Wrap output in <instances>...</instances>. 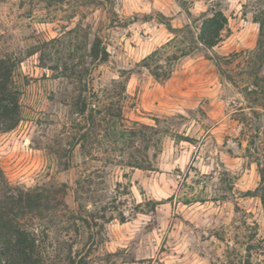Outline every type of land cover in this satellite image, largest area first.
<instances>
[{"label":"rangeland","instance_id":"1","mask_svg":"<svg viewBox=\"0 0 264 264\" xmlns=\"http://www.w3.org/2000/svg\"><path fill=\"white\" fill-rule=\"evenodd\" d=\"M218 2L228 28L209 48L199 38ZM262 20L264 0H0V58L16 65L21 102L19 124L0 132V197L52 196L26 219L47 264H264ZM96 36L106 62L90 57ZM163 46L151 63L172 74L159 81L143 61ZM81 92L98 120L113 106L119 128L158 127V146L151 131L124 153L94 134L73 146L88 131ZM133 154L152 169L129 166Z\"/></svg>","mask_w":264,"mask_h":264},{"label":"trees","instance_id":"2","mask_svg":"<svg viewBox=\"0 0 264 264\" xmlns=\"http://www.w3.org/2000/svg\"><path fill=\"white\" fill-rule=\"evenodd\" d=\"M210 11L212 16L209 17L208 21L205 23L199 39L201 43L209 48H213L223 40V31L228 28V19L223 12L221 2L212 4ZM259 22L261 34L264 36V20ZM170 42L171 41L166 43V45L169 46ZM167 46L153 51L143 61V65L150 68L152 74L159 81L169 78L172 72L169 71L163 74L160 70L152 66L151 60H154ZM181 54L186 55L188 53L186 50H181ZM109 56L110 54L103 45L102 39L96 36L91 46L90 57L94 62H106ZM179 56V54H175L174 58H178ZM15 67L16 65L12 60L0 58V132L14 129L21 120L20 90L15 85ZM73 70L75 71V69ZM90 72L91 67L86 66V73L84 75L87 76ZM84 86L85 89L89 88V79L85 80ZM76 110L78 114L85 116L87 124L82 126V130L88 128V131H85L80 139H76L75 137V140L71 142L73 146L81 143L82 148L86 149L87 142L93 138L92 134L95 135L93 144L101 142L99 139V135H101L104 136L105 139L114 142L116 150L121 146L118 145L120 143L126 144L125 142H128L131 145H135L139 139H145L149 142L153 141L155 137V140L158 142L155 144L149 142L151 145L148 146H158L161 141L160 134L162 133L159 131L158 127L153 125L139 123L138 127L131 128L130 130L119 128V124L122 125L123 119L120 107L117 109L113 106L107 107L105 111L108 112L110 117L108 119L107 117H102L103 119L98 120L99 114H102L104 111L86 93L84 94L81 92L79 94ZM103 122L106 123V128L103 127L104 133H99ZM96 126L97 129H95ZM150 131L153 132L154 137L148 135ZM125 147L126 146H121V152H125ZM128 162L127 164L131 167L152 169L151 165L148 167L145 166L135 154L131 155V160ZM259 172L261 175V184L257 192L261 195L264 207L263 162L259 163ZM0 173H2L1 167ZM52 201V196L49 192L39 188L26 190L19 186H13L8 187V189L3 192L0 197V250L2 256L9 264H47V255L42 248L40 243L41 240L37 237V231L28 227L26 219L29 217L31 219H36L42 216V212L54 206ZM80 218L84 222L90 224L88 219L83 216ZM72 264L90 263H88L86 259L80 258L79 260H73Z\"/></svg>","mask_w":264,"mask_h":264}]
</instances>
